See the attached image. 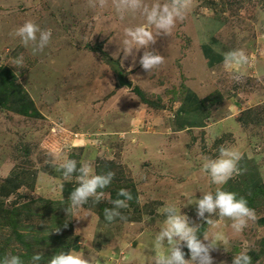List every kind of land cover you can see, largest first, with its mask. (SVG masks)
<instances>
[{"label":"rangeland","instance_id":"374dc122","mask_svg":"<svg viewBox=\"0 0 264 264\" xmlns=\"http://www.w3.org/2000/svg\"><path fill=\"white\" fill-rule=\"evenodd\" d=\"M202 14L211 17L218 27L221 52L242 49L249 63L239 69V79L234 78L235 70L226 68L223 62L207 71L213 89L205 106L212 111L215 105L216 111L215 120L208 123L224 118L222 126L175 141V150L171 154L168 151L173 155L168 168L160 163L144 168L145 161L138 166L132 157L130 138L133 131L139 135L151 127L136 128L130 118L117 111L124 108L130 112L137 101L145 108L152 103L166 106L161 98L168 89V61L151 71L148 76L155 79L150 80L152 85L142 87L148 89L143 93L135 85L144 83L138 63L143 49L136 53L135 66L131 57L124 59L122 51L113 58L123 25L140 23L141 18L122 22L110 8L103 12L89 8L87 0H0V71L9 72L7 84L13 82L24 93L23 100L31 104L30 116L10 110L15 106L11 103L0 107V162L4 157L13 161L9 174L0 181V258L11 253L19 255L24 264H31V257L42 253L39 264H47L53 254L67 250L77 239L79 246L85 245L79 238L85 228L89 232L94 228L96 212L106 227L102 235L105 240L114 236L118 223L136 221L135 229L125 232L134 238L127 245L152 255L157 224L163 225L165 219L160 209L169 203L181 208L182 214L200 225V232L207 224L197 218L194 201L204 192L214 193L217 187L238 197L251 195L257 216L264 214V0H192L184 20L178 21L169 35L157 36L150 50L165 54L170 51L165 42L171 38L174 51H182L191 42L183 31H193L191 18ZM26 20L51 30V41L43 52L33 55L31 48L13 35ZM210 25L204 21L199 29L206 31ZM163 43L166 48L163 46L165 50L159 52ZM21 55L23 65L17 66L15 59ZM119 75L129 87L118 84ZM155 84L159 92L149 94ZM134 89L141 92L142 100ZM116 94L122 100L111 102ZM172 136L175 140L176 135ZM222 146L235 148L242 158L240 173L220 186L210 183L201 165L205 157H218ZM64 157L75 160L78 167L90 163L97 174L115 173L110 185L100 190L104 197L99 203L90 198L82 207L66 213L68 197L77 183L75 174L65 179L57 170ZM133 188L138 194L136 206L121 209L125 219L107 222L104 209L112 207L109 195ZM212 220L224 229L232 223L216 216ZM255 222H249L247 228H253ZM249 231L243 232L240 240L247 238ZM121 234L118 241L124 244ZM183 251L188 259L187 248Z\"/></svg>","mask_w":264,"mask_h":264},{"label":"clouds","instance_id":"9594fccd","mask_svg":"<svg viewBox=\"0 0 264 264\" xmlns=\"http://www.w3.org/2000/svg\"><path fill=\"white\" fill-rule=\"evenodd\" d=\"M87 4L89 8L101 12L110 8L114 17L122 22L128 18H141L140 23L123 25L122 38L117 51L113 53V58L119 56L122 51L124 59L131 57L132 66H135L136 53L143 49L138 63L144 71L150 72L165 62L163 55L154 48L150 50V45L156 43L157 36L169 35L177 22L184 20L192 6V0H151V2L148 0H87ZM13 35L20 39L23 46L31 48L33 55L43 52L52 38L50 29H42L32 20H26L18 26ZM222 55L225 67L235 70L234 78L239 79V69L249 63L248 55L242 49L231 50ZM23 59L21 55L15 59L14 63L22 66ZM128 70L131 71V67ZM241 158L240 151L222 146L218 157L203 159L201 172L210 178V183L222 186L234 174L240 173L238 164ZM57 170L62 172L65 179H72L75 174L77 183V187L68 197L69 204L65 208L66 213L73 208L82 207L90 198L94 203H99L104 197V192L100 190L108 187L115 175L111 171L97 174L88 162L81 163L78 167L75 160L67 157L62 159ZM118 196L123 199L110 201L112 207L104 209V219L107 222H112L117 218L125 219L121 209L128 207L127 201L132 197L125 189H121ZM194 204L198 219L204 220L206 224H212L213 216L221 220L227 218L232 222L230 227L235 233H242L248 227L249 222L258 220L255 210L248 206L244 197H238L236 193L225 191L222 187H217L214 193L209 191L200 194ZM160 213L165 219L154 237L152 249L154 254L146 256L145 264H214L210 253L218 246L228 243L227 238L222 234H214L211 237L205 234L201 239L198 235L200 225L182 214L181 208L174 204H165L160 209ZM56 232H59L58 228ZM185 247L188 250V259H185L186 253L183 251ZM155 250L161 251L156 252ZM248 251L249 246L245 241L241 251L233 256L232 264H252ZM42 259L43 254L36 253L31 257V264H39ZM95 261L94 254H89L85 258L83 253L61 251L53 254L47 264H95ZM0 264H24V261L19 255L6 253L0 258Z\"/></svg>","mask_w":264,"mask_h":264},{"label":"crops","instance_id":"0c3cea01","mask_svg":"<svg viewBox=\"0 0 264 264\" xmlns=\"http://www.w3.org/2000/svg\"><path fill=\"white\" fill-rule=\"evenodd\" d=\"M211 19V17L203 14L199 17L195 16V18H191L189 23H191L196 30L194 29L193 31L187 32L183 31L182 35L190 38L191 42L180 52L179 50L174 51V42L171 38H166L169 40L168 42L166 41L165 44L170 51H165L163 56H166L165 62L168 61L169 74H166L165 77L169 80L165 84V87L168 89L164 91L167 97L163 95L161 98L163 102L167 103L166 106L157 107V104L154 105L151 102L152 104H150L151 106L149 107L152 108L150 109L149 107L145 108V104L137 101L134 102L136 104L131 107L130 112L124 110V108H120L117 111L123 113L128 119L130 118L131 125L136 126V128H139L142 125H149L151 127L150 129L147 126L150 131L145 133L141 132L139 135L136 134L137 131L132 132L133 134L131 136L133 137L130 138L132 157L137 161L138 166L141 165L142 161H145L146 164L143 165L144 168H150L155 165L159 166L157 163H160V165L162 164V167L164 168H168L169 165H171L170 160H173V155L171 156L170 154L175 150V141L177 142V140L181 141V139H185L184 135L194 134L199 130L208 131L210 128L212 129L213 126L219 128L223 124L221 120L224 118L217 119L215 123H208L211 122V120H215L216 111L213 110L215 105L211 108L212 111L208 110L206 108L207 106H205V104H207L205 99L210 92L212 93L213 89L211 82L208 80L209 77L207 71H213L214 67L216 68L217 66H220L223 62L221 61V57L223 56V53L221 52L222 49L218 45L220 42L218 27ZM204 21H206L207 24H211L210 28L206 31L199 29V26ZM165 44H160L161 51L159 50V52L165 50ZM156 46L157 45H155V48ZM163 46L165 47L164 49L162 48ZM168 56H170V58ZM150 73L151 71L146 72L143 69L139 71L144 83L138 82L135 85L139 86V89H141L143 93L147 92L148 89L144 90L142 87L145 86V84L152 85L150 80L155 79L148 76ZM146 75L148 77H145ZM156 88L157 85L155 84L149 94L158 93L159 91L156 90ZM113 96L111 97L114 99L112 101L108 100V103L110 101L117 102L115 100L116 98H119L118 94ZM121 100L122 98H119V101ZM146 100L149 101L148 99ZM172 135H176L175 140L172 138ZM123 155L124 154L122 153V158ZM12 162L13 161L9 157H4V160L0 162V181L6 178L9 174V171L13 166ZM127 191L132 197L131 200L127 201L128 206H136L138 203V194L135 188ZM118 193L110 194L108 199L110 201L118 198L123 199V197L118 196ZM94 219L95 223L94 228L92 227L93 231L91 230V232H89L90 229L85 228L86 230L82 231L83 234H79L82 236L79 240L85 245L79 246L80 244L77 242V239L75 244L73 243V245L69 246L67 250L63 251L83 253L85 258H87L89 254H94L96 257L95 264H145V258L149 255L142 254L140 251L137 252L138 248L133 244L127 245L130 243L129 241L134 240V238L130 236L131 234L129 236L127 235V233L130 232L128 228L132 230L135 229L136 226L133 225L136 224V221H132V223H118L117 225L119 226H117L118 229H115L114 236L105 240L102 236L106 234L105 224L101 223L98 216ZM157 225L159 226L158 230H160L162 223ZM152 226L153 225H147L148 228H151ZM99 231L101 232L99 233ZM143 231L145 230L143 229ZM247 231H249L248 237L240 240L241 237H244L243 232ZM121 232L122 234L124 233L123 235L121 234L124 244H121V242L118 241ZM125 232L127 233L125 234ZM243 232L235 233L230 225H226L224 229V227L219 225V222H213L212 224L204 226L199 235L201 239H203V235L205 234L209 237L214 234H222L227 238V244L218 246L216 250L210 253L213 257L214 264H221V262H224V264H232L233 256L241 251L242 245L245 241H247L249 246L248 255L251 257L252 264H259V261L264 260V214L258 216V220L255 222L253 228L249 229L246 227ZM258 234H260V237ZM124 236L126 238H124ZM149 241L151 242V240ZM151 243L154 245L153 240ZM110 246L112 248H110ZM148 253L151 255L150 251H148ZM153 254L154 253L152 252V255Z\"/></svg>","mask_w":264,"mask_h":264},{"label":"trees","instance_id":"16d2710c","mask_svg":"<svg viewBox=\"0 0 264 264\" xmlns=\"http://www.w3.org/2000/svg\"><path fill=\"white\" fill-rule=\"evenodd\" d=\"M6 74L9 75V72L4 71V70L0 71V107L1 106L4 107V105L6 103H11V104L15 105L14 106L15 108L14 107L10 108V110H12L15 113H19L21 115H24V116H30V113L28 114V109L31 108V104L29 102H25L23 100L24 93L22 91L18 90L17 86L15 84H13V82H10L7 84V75ZM134 92H135V94H137L140 97L141 100L143 99L141 96V93L138 90L134 89ZM34 113L35 112L32 110L31 114L34 115ZM245 199L248 202V206L250 208H253L254 202L252 201V196L251 195L249 197L247 196ZM11 212H13V211H11ZM4 213L6 214L7 211H4ZM9 214H10V212H9ZM96 214H97L99 219L102 218L100 213L96 212ZM10 219H11V221H13V223L15 222L13 218H10ZM200 232H199V234H200Z\"/></svg>","mask_w":264,"mask_h":264},{"label":"water","instance_id":"95a60500","mask_svg":"<svg viewBox=\"0 0 264 264\" xmlns=\"http://www.w3.org/2000/svg\"><path fill=\"white\" fill-rule=\"evenodd\" d=\"M117 82L121 86H125V87H129L130 86V84L128 82H123L121 75H119Z\"/></svg>","mask_w":264,"mask_h":264}]
</instances>
